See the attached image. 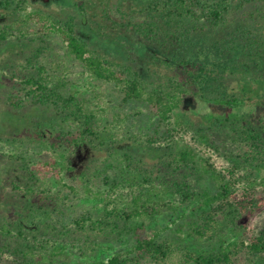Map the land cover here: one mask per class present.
<instances>
[{
	"label": "trees",
	"instance_id": "1",
	"mask_svg": "<svg viewBox=\"0 0 264 264\" xmlns=\"http://www.w3.org/2000/svg\"><path fill=\"white\" fill-rule=\"evenodd\" d=\"M24 4L27 0H0V8L16 15ZM82 11L83 21L88 23V12L83 7ZM120 13L121 26L137 39L143 64L138 58L124 61L95 48L78 31L74 17L54 19L47 28L41 25L47 32L34 39L39 43L27 60L31 73L17 81L12 77L15 92L7 95L5 102L15 110L26 105L53 110L62 124L76 127L55 137L63 144L98 148L115 141L116 135L100 130L86 102L57 83L43 61L51 49V30H55L67 53L96 79L117 85L124 102L149 104L159 126L146 143L152 149L166 148L164 169L155 165L143 171L144 160L129 152L121 154L125 175L113 180L103 177L110 191L95 216L76 209L71 195L80 192L75 186L64 185L68 193L44 188L45 179L22 158L25 181L14 180L13 190L34 201L29 200V206L13 221H0V255L6 252L16 257L18 264H54L60 257H69L71 250L81 258H94L106 243L132 235L133 220H153L170 211L180 217L179 210L185 212L191 204L193 217H189L187 235L211 244L227 228H238L242 216L264 207V198H238L240 190L252 192L259 180H264H258L264 172V87L255 96L251 88L264 80V0H139L134 8ZM8 34V30H0V42L6 41ZM189 100L226 115L238 151L230 155L229 169L218 171L179 137L180 127H187L181 112ZM244 112L251 119L229 117ZM47 131L40 126L38 133L43 138L49 135ZM196 134L210 145L206 131L197 129ZM55 145L59 143L50 144L54 149ZM202 175L214 181V191L198 186ZM90 182H83L87 192ZM242 252L255 264H264V229L248 241L212 250L192 249L182 239L137 238L129 254L116 253L87 264H234Z\"/></svg>",
	"mask_w": 264,
	"mask_h": 264
},
{
	"label": "rangeland",
	"instance_id": "2",
	"mask_svg": "<svg viewBox=\"0 0 264 264\" xmlns=\"http://www.w3.org/2000/svg\"><path fill=\"white\" fill-rule=\"evenodd\" d=\"M138 2L139 0H27V4L22 6L17 15L12 14V10L0 8V30L9 32L8 39L0 42V221H13L18 212L29 206V200L34 201L22 192L13 190L14 180L21 184L25 181L22 158L45 179L44 188L51 187L55 192L68 193L69 190L64 185L75 186L80 192L78 196L71 195L75 199L76 209L91 211L95 216L99 215V210L104 206L101 201L103 196L110 191V185L103 177L108 176L113 180L125 175L119 160L121 154L129 152L137 155V159L144 160L145 164H141L143 171H148L155 165L164 169L161 164L167 160L166 148L152 149L146 143L147 137L159 126L158 116L151 112L149 104L146 101L124 102L117 85L96 79L67 53L62 38L55 30H51L48 38L51 49L43 57V61L57 83L86 102L96 116L100 130L116 135L115 141L98 148L63 144L56 141L55 137L60 131H75L76 127L62 124L53 110L34 105L15 110L5 102L6 96L15 92L16 82L12 77L17 81L19 76L31 73L27 60L32 57L39 43V40L34 42V39L44 31L47 32L41 25L44 24L47 28L54 19L67 21L69 17H74L78 31L89 38L95 48L124 61L135 57L143 64L137 39L130 37L121 26L120 11L131 10ZM82 7L88 12V23L83 21ZM31 29L33 31L29 32ZM259 83L251 86L255 89L252 93L254 96L261 93L264 87V80H259ZM181 113L187 127L193 128L181 126L179 137L192 145L199 156L207 159L218 171L229 169L232 165L230 155H236L238 151L236 144L232 142L226 115L197 100H189ZM229 117L231 120H241L243 117L251 119L247 112L241 116L233 114ZM40 126L48 129L49 135L41 138L38 133ZM197 129H203L211 136L210 145L196 134ZM55 143H59V146L51 148L50 144ZM261 178H264V172L258 180ZM84 180L91 181L89 192L84 188ZM197 183L200 188L209 191L216 188L214 181L207 175H202ZM248 196L263 199L264 180H259L254 191L240 190L238 193L239 199L247 200ZM193 206L194 204L189 205L185 212H182L184 208L180 209V217L176 212L170 211L153 220H133L135 231L132 235L122 241L106 243L94 258H81L76 251L71 250L69 257H60L54 264H87L95 258L107 260L116 253L127 255L137 238L182 239L192 249H219L248 241L264 229L263 207L242 216L238 221V228H227L224 235L211 244L200 243L187 235L189 217H193ZM0 264L18 262L16 257L4 252L0 255ZM234 264H255V261L242 252L235 258Z\"/></svg>",
	"mask_w": 264,
	"mask_h": 264
}]
</instances>
